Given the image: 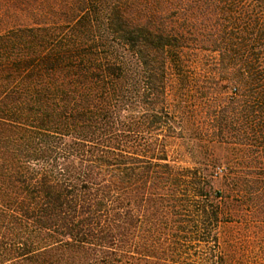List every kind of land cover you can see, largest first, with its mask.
<instances>
[{"label":"trees","instance_id":"1","mask_svg":"<svg viewBox=\"0 0 264 264\" xmlns=\"http://www.w3.org/2000/svg\"><path fill=\"white\" fill-rule=\"evenodd\" d=\"M25 10L0 33V264H264L220 241L264 203V0Z\"/></svg>","mask_w":264,"mask_h":264},{"label":"rangeland","instance_id":"2","mask_svg":"<svg viewBox=\"0 0 264 264\" xmlns=\"http://www.w3.org/2000/svg\"><path fill=\"white\" fill-rule=\"evenodd\" d=\"M26 1L27 0H0V33L10 27L32 22L29 13L25 10ZM180 164L188 165V163L184 161ZM217 188L224 191L228 190V192L231 191L228 189V186L224 183L221 176L217 183ZM263 205L264 203L260 204V213L256 212L255 214H252L246 210L239 214L243 210L242 208L235 212L234 216H232L233 221L225 223L220 230V241L222 246L225 244L224 241L234 239L237 244H233V246H235L234 248H236L237 251L243 252V250H248L250 257L255 259L256 253L254 252H257V249H263L264 247ZM214 250L218 251V253H220V250L230 253L227 245L226 247H221V249L215 247ZM196 257L197 256L190 261L191 264H200Z\"/></svg>","mask_w":264,"mask_h":264}]
</instances>
